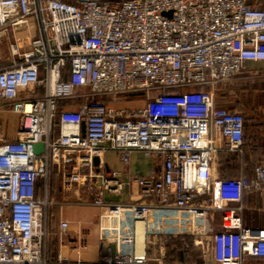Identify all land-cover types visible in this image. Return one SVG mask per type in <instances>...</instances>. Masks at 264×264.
Returning <instances> with one entry per match:
<instances>
[{
    "label": "built area",
    "instance_id": "2783aa9c",
    "mask_svg": "<svg viewBox=\"0 0 264 264\" xmlns=\"http://www.w3.org/2000/svg\"><path fill=\"white\" fill-rule=\"evenodd\" d=\"M262 1L0 0V42H9L11 55L0 63V112L18 116L15 139L0 122V264H163L146 241L137 250L138 233L145 238L149 226L155 236L185 235L178 224L162 229L151 221L163 211L193 212L202 221L191 234L213 264L264 259V229L242 219L247 190L264 198V163L251 177L220 175V152L243 154L246 121L215 95L216 84L240 73L264 79V68L247 67L264 61ZM23 32L25 49L17 43ZM134 94L157 102L115 104ZM36 143L44 145L39 153ZM109 149L126 165L136 151L161 161L128 181L138 185L140 200L94 202L112 216L129 214L130 224L105 236L118 238L120 250L109 246L95 261L60 253L51 259V172L65 193L99 177L106 191L121 195L122 172L104 168ZM69 226L59 220L60 236ZM84 244L80 238L74 248Z\"/></svg>",
    "mask_w": 264,
    "mask_h": 264
},
{
    "label": "crops",
    "instance_id": "0c3cea01",
    "mask_svg": "<svg viewBox=\"0 0 264 264\" xmlns=\"http://www.w3.org/2000/svg\"><path fill=\"white\" fill-rule=\"evenodd\" d=\"M250 1L252 2V0ZM260 5H264V0ZM247 67L263 69L264 61H248ZM263 81V79H254L253 82H256L255 84L258 85V89H261L263 88ZM123 101L124 100L120 99L118 102ZM216 101L221 106H226L228 108L232 107L230 103L223 101L218 94L216 95ZM0 122L4 124L6 136L10 139H15L17 137L18 116L11 111H1ZM243 153L245 156L243 157V154H241V163L238 165V171L232 175L222 177L238 178L242 175L251 177L254 174V162L264 163V115H253L252 119L247 121ZM103 163L105 171L118 170L122 172V177L127 181V184L121 195H115L106 191L101 185V179L97 177L84 178L81 183L73 187L71 192L65 193L59 190V194L55 196V186L57 182L58 187L60 186V178L58 176L56 180L54 178L50 196L57 200H55L54 207L50 210V240L52 241L55 235L54 233H56V230L53 229L54 223H58L60 219H66L70 223L68 231L61 234V236L59 234L56 242V251L55 254H53L54 256L60 253L65 257H72L73 260L82 259L85 261H95L109 246L113 252L120 250L121 243L118 238L111 241L105 236L112 228L117 232L122 230L127 224H130V216H112L106 212L104 208L95 205L94 202L97 200H140L141 196L139 194L138 185L135 182L128 183V181L135 176L148 175L152 169L160 166L161 161L158 156L146 155L143 152L136 151L132 154L130 163L126 165L120 160L119 153L116 150L109 149L103 157ZM248 166L251 167L248 169ZM42 187V184L38 187L40 195L43 193ZM242 203L243 225L251 228L264 229V198L254 190H247L244 193ZM151 221H153V218ZM139 231L142 232V226H139ZM187 232L188 231L185 230V234L190 235V233ZM156 233L157 232L152 229L151 226H149L145 238L142 233H138V252L142 251L143 243L146 241L150 249L149 252L161 256V262L163 264L214 263L210 253L206 257L203 256L201 246L194 244L195 247L187 250L179 244L176 237L155 236ZM80 238L84 239L85 244L78 250L75 249L74 246L79 244ZM62 240L64 241L63 243H61ZM153 240H157L155 246L152 245ZM125 248L128 249L127 246ZM246 264H264V259L250 258L247 260Z\"/></svg>",
    "mask_w": 264,
    "mask_h": 264
},
{
    "label": "rangeland",
    "instance_id": "374dc122",
    "mask_svg": "<svg viewBox=\"0 0 264 264\" xmlns=\"http://www.w3.org/2000/svg\"><path fill=\"white\" fill-rule=\"evenodd\" d=\"M21 40L17 42L21 49H25L28 45V38L29 35L26 33H21ZM20 38V37H19ZM9 42L5 38H2V41L0 42V63L7 62L10 60L11 55L9 53ZM2 65V64H0ZM245 73L238 74L234 79L221 82L215 85V95H220V98L223 101H227L232 105V109H238L240 111H244V113L247 116H250L251 114H264V90H260L258 88H255V82L254 79H248L246 77H243ZM149 99L147 98V95L140 94L139 97H132L134 101H123V102H115V104L130 106V107H144L148 106V104H152L153 106L156 104L157 99L156 95H149ZM144 105V106H143ZM237 163V159L234 158L232 161V166H235ZM218 165V163H217ZM219 168V166H218ZM231 169V168H230ZM59 177V176H58ZM56 180V179H55ZM56 184V182H55ZM59 190H61V186L58 187L55 186V196L59 194ZM54 199V198H53ZM57 200L56 198L54 201ZM54 207V206H52ZM50 207V209H52ZM216 219L217 222H219L220 218V212H216ZM127 216L129 214L127 213ZM153 219H157L159 223L161 224L162 229H171L173 224H178V226L184 230H186V226L188 227L187 233H190V235L193 237L194 228L201 224L202 221L193 219V212H177L175 214H170L169 212H160L158 214H154ZM202 219V218H201ZM54 222V221H53ZM54 230H56L55 235L53 236V239L51 241L53 253L55 254V248H56V242L59 237V220L58 223H54ZM208 230H210V225L207 227ZM194 238V237H193ZM50 239V237H49ZM194 240V239H193ZM64 241L62 240L61 243ZM66 244V243H65ZM71 259L70 257H68ZM73 260V258H72Z\"/></svg>",
    "mask_w": 264,
    "mask_h": 264
},
{
    "label": "trees",
    "instance_id": "16d2710c",
    "mask_svg": "<svg viewBox=\"0 0 264 264\" xmlns=\"http://www.w3.org/2000/svg\"><path fill=\"white\" fill-rule=\"evenodd\" d=\"M253 1V0H252ZM264 80V79H263ZM256 83V82H255ZM262 85H263V88H261L260 90H264V81L262 82ZM255 88H258V85L255 84ZM219 94V93H218ZM140 94H134V95H121L119 96L118 98L121 99V100H124V101H132V97H139ZM220 96V95H219ZM65 104L64 101H61L60 102V105H63ZM244 113V111H243ZM245 129L247 127V121L252 119L253 115H256V116H260V115H264V114H261V113H258V114H251L250 116H247L245 113ZM55 125H56V129H58V119L55 118ZM243 157L245 156L244 153L242 155ZM239 153H233V152H220L219 155H218V170H219V173L221 176H228V175H232L234 174L235 172L238 171V168L240 165V158L242 157ZM234 158L237 159V163L235 166H232V161L234 160ZM257 164H260V163H257V162H254L253 164V169H255V166ZM251 166H248V169L250 168ZM231 168V169H230ZM57 176H59V174H57L56 172H51V175H50V185H49V190L51 191L52 189V185H53V181H54V178L56 179ZM60 178V176H59ZM41 182V183H40ZM39 182V186H43V182L40 181ZM176 239H178L177 241L179 242L180 245H182L184 248H186L187 250L192 248V247H195L194 245V240H193V237L189 234H185L183 236H180V237H177ZM53 251V248H52V243L49 239L48 241V253H49V257L51 259H54V253L52 252Z\"/></svg>",
    "mask_w": 264,
    "mask_h": 264
},
{
    "label": "water",
    "instance_id": "95a60500",
    "mask_svg": "<svg viewBox=\"0 0 264 264\" xmlns=\"http://www.w3.org/2000/svg\"><path fill=\"white\" fill-rule=\"evenodd\" d=\"M82 131H83V134H84V131H85V123L84 122H82ZM43 148H44L43 143H36V144L33 145V149H34V151L36 153L41 152L43 150ZM94 161H95V163H98L99 162V158L96 157L94 159Z\"/></svg>",
    "mask_w": 264,
    "mask_h": 264
}]
</instances>
